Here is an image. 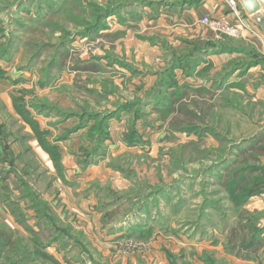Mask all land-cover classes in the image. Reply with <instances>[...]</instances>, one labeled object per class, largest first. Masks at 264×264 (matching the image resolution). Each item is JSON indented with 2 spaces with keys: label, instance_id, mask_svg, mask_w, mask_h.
I'll return each instance as SVG.
<instances>
[{
  "label": "rangeland",
  "instance_id": "rangeland-1",
  "mask_svg": "<svg viewBox=\"0 0 264 264\" xmlns=\"http://www.w3.org/2000/svg\"><path fill=\"white\" fill-rule=\"evenodd\" d=\"M166 1L0 0V76L64 154L62 178L30 150L0 178L19 195L13 179L26 170L30 189L66 213L62 264H244L234 251L252 237L258 247L240 255L264 264L262 65L214 51L194 65L193 38L153 23ZM185 86L195 117L170 124Z\"/></svg>",
  "mask_w": 264,
  "mask_h": 264
},
{
  "label": "trees",
  "instance_id": "trees-1",
  "mask_svg": "<svg viewBox=\"0 0 264 264\" xmlns=\"http://www.w3.org/2000/svg\"><path fill=\"white\" fill-rule=\"evenodd\" d=\"M202 1L203 0H174L171 2L166 1L165 3L158 4H163V9H172L174 7L182 8L183 6H187L189 4L196 5ZM98 28L99 26L96 25L95 30ZM187 42L191 43L195 50H197L198 56L194 59V65L201 63V60L204 58V56L209 55V53L212 51L218 54L225 52L239 53L245 55V58H250L249 61H241L240 64L236 65L251 66L264 62V55L255 51L249 44H246L243 41L236 42L232 38H193ZM177 68L179 67H174L173 69ZM233 68V71L239 69L238 66H234ZM184 88L186 91L181 94L180 98H173L170 101L171 106L167 110V112H170L169 114H173L170 117V124H175L177 122L178 118L175 116L177 113L183 117L182 121L185 122H191L190 120L195 117V115H193L190 111L185 110L187 102L184 103V101L188 99L190 94L188 93V87L185 86ZM196 91L199 92V90ZM12 98L15 111L17 114H19L23 121L29 124L39 145L49 155L57 175L62 178V171L64 170L62 166V154L58 149L57 144L49 143L44 140L43 131H41L31 120V115H29L28 111H25L21 108V106L17 105L15 97ZM191 101L192 100H190V102ZM174 105L177 106L174 107ZM178 105L180 107H178ZM27 177L28 172L26 170L22 178L15 177V181H18V183H20L21 186L25 188L23 193L21 191L19 195H15L16 192L14 194L8 192L9 186L6 185L5 182H2L4 179L0 178V182L2 184L0 199L8 208L9 214L13 218L14 222L22 229V233H20L19 228H11L5 224H2L0 220V259L3 261L5 258L8 264H62L61 261L54 256V254L48 251V248L55 246L56 251L63 254L65 246L69 242L68 239L70 238V228L69 226L63 224V221L60 219L57 212L52 208L51 204L47 202V200L41 198L38 193H35L30 189L26 181ZM38 177L39 175L34 178H29L30 180L38 181ZM252 185L253 183H251V186L246 189L248 194L253 192ZM18 187L19 186H16V188ZM233 187L234 190L235 188H239L237 184H235ZM244 187H242L241 191ZM141 230L143 229H140V231ZM258 242L259 241L255 240V237L246 239V241L242 240L241 238L239 239L238 243V247L240 249L239 251H234V253L238 254V256L241 258H245L247 255H240L242 249L250 250L249 252L252 253L258 247ZM227 244L231 245L230 243ZM11 255L13 257H11ZM170 258L171 257H169V261ZM201 262L202 264H213V260L206 256L201 257Z\"/></svg>",
  "mask_w": 264,
  "mask_h": 264
},
{
  "label": "crops",
  "instance_id": "crops-1",
  "mask_svg": "<svg viewBox=\"0 0 264 264\" xmlns=\"http://www.w3.org/2000/svg\"><path fill=\"white\" fill-rule=\"evenodd\" d=\"M242 11L246 16V13L243 9ZM227 12L228 11L223 3V0H203L201 3L196 5L189 4L187 6H183L182 8L174 7L172 9H163L158 14L153 23L156 26L160 27L162 31H175L177 32L176 34H180L185 38H215L213 33L201 27L198 21L204 15H209L213 18L223 17L229 19ZM247 19L249 20V23L251 25L250 30H245L243 32V37L240 39L246 44L253 46L260 54L264 55V31L258 25H256L250 18ZM234 55L239 56V54L237 53H232V55H230L229 53H221L217 54V57L215 58L220 59V61L222 60V62L225 63L228 60L230 61ZM255 65H262L264 71V62ZM6 80L7 79L0 78V167L3 170H6V167L12 166L10 165V163H14L20 157L26 156L25 153L28 150H30L32 153L36 152L35 154L38 153L37 151H40L41 155L44 156V160L52 162L49 158V155L39 145L32 130L24 124L19 114H17V112L15 111L12 99L8 93L9 89L13 87V85L9 86ZM10 120H12L10 123L13 127H16V124L20 123V126L17 127L16 133L12 131H9L10 133H8L6 130V121ZM21 131H24V133H22L24 134L23 137H21L22 134L18 135ZM15 134H17L18 137H13L11 141L6 138L8 135L13 136ZM63 158L64 154H62V159ZM32 161L36 162L34 159H32L31 156H28V159L22 161V163H24V167H28L31 165ZM5 181L6 180L2 182ZM14 181L15 180L13 179V183ZM1 187L2 184L0 182V193ZM56 212L59 215L60 219L63 221V224L67 226H70L72 224L70 219L67 218L66 213L64 211H61L59 210V208H57ZM0 213L5 216V219L3 218L2 221L5 222L9 227L15 229L19 228V226L14 222L13 218L10 216L8 208L3 204L1 199ZM83 220L86 221V219ZM74 228L76 229L75 226ZM74 228L73 230H75ZM116 235H118V233H116ZM50 248L53 249V252H50L54 254L55 257L56 255H60V253L56 251L55 246H51L48 249ZM61 256H63V254H61ZM241 259L242 260H240V262L245 264L247 259Z\"/></svg>",
  "mask_w": 264,
  "mask_h": 264
},
{
  "label": "built area",
  "instance_id": "built-area-1",
  "mask_svg": "<svg viewBox=\"0 0 264 264\" xmlns=\"http://www.w3.org/2000/svg\"><path fill=\"white\" fill-rule=\"evenodd\" d=\"M223 3L228 11L229 19L223 17L213 18L209 15H204L198 23L201 27L212 32L215 38H242L243 32L250 30L251 25L242 11L240 3L238 0H223Z\"/></svg>",
  "mask_w": 264,
  "mask_h": 264
},
{
  "label": "water",
  "instance_id": "water-1",
  "mask_svg": "<svg viewBox=\"0 0 264 264\" xmlns=\"http://www.w3.org/2000/svg\"><path fill=\"white\" fill-rule=\"evenodd\" d=\"M238 2L247 18H250L264 31V0H238Z\"/></svg>",
  "mask_w": 264,
  "mask_h": 264
}]
</instances>
